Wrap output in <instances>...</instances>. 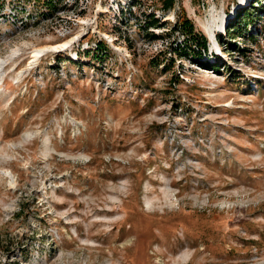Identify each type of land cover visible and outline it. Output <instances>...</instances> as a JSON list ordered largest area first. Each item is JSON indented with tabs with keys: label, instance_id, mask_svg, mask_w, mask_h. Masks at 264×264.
<instances>
[{
	"label": "rangeland",
	"instance_id": "obj_1",
	"mask_svg": "<svg viewBox=\"0 0 264 264\" xmlns=\"http://www.w3.org/2000/svg\"><path fill=\"white\" fill-rule=\"evenodd\" d=\"M0 264H264V0H0Z\"/></svg>",
	"mask_w": 264,
	"mask_h": 264
},
{
	"label": "trees",
	"instance_id": "obj_2",
	"mask_svg": "<svg viewBox=\"0 0 264 264\" xmlns=\"http://www.w3.org/2000/svg\"><path fill=\"white\" fill-rule=\"evenodd\" d=\"M164 5L165 9H171L174 6V0H164ZM149 26L150 28L159 26L158 20L151 19ZM175 30L180 32L184 37L183 41L185 42V45L183 46V49H179L181 56H190L194 59L196 56L203 55V53H205L204 51H207V38L196 30L193 21L187 16H181L179 18V22L176 25ZM153 36L154 38H157L156 35ZM254 41H256V39ZM97 46L101 54H104V52L107 51L106 46L101 42ZM187 52H190L191 54L189 55Z\"/></svg>",
	"mask_w": 264,
	"mask_h": 264
},
{
	"label": "bare ground",
	"instance_id": "obj_3",
	"mask_svg": "<svg viewBox=\"0 0 264 264\" xmlns=\"http://www.w3.org/2000/svg\"><path fill=\"white\" fill-rule=\"evenodd\" d=\"M222 29L219 30V32L221 31ZM50 47H52L53 49L57 50L59 48H62V47H65V45H51ZM42 56L41 54V50H35L33 53H32V61L31 63L34 64L36 63L37 61H39L40 57Z\"/></svg>",
	"mask_w": 264,
	"mask_h": 264
}]
</instances>
